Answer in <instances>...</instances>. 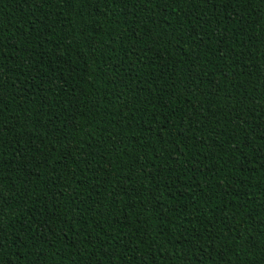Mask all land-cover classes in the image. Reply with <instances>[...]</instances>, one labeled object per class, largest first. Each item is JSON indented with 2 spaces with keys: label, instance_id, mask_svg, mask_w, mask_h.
Instances as JSON below:
<instances>
[{
  "label": "trees",
  "instance_id": "trees-1",
  "mask_svg": "<svg viewBox=\"0 0 264 264\" xmlns=\"http://www.w3.org/2000/svg\"><path fill=\"white\" fill-rule=\"evenodd\" d=\"M0 264H264V0H0Z\"/></svg>",
  "mask_w": 264,
  "mask_h": 264
}]
</instances>
